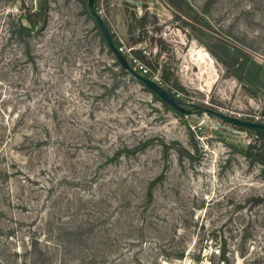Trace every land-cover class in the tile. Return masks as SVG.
Returning <instances> with one entry per match:
<instances>
[{
  "label": "rangeland",
  "instance_id": "rangeland-1",
  "mask_svg": "<svg viewBox=\"0 0 264 264\" xmlns=\"http://www.w3.org/2000/svg\"><path fill=\"white\" fill-rule=\"evenodd\" d=\"M47 1L22 28L39 0H0V264H264L255 135L165 108L83 3ZM139 1L96 0L129 61L185 102L259 112L264 0Z\"/></svg>",
  "mask_w": 264,
  "mask_h": 264
},
{
  "label": "water",
  "instance_id": "water-1",
  "mask_svg": "<svg viewBox=\"0 0 264 264\" xmlns=\"http://www.w3.org/2000/svg\"><path fill=\"white\" fill-rule=\"evenodd\" d=\"M130 1L132 4L136 5L138 8H141L142 3L139 0H125ZM86 11L91 19L96 24L100 35L103 39L104 44L107 49L111 52L114 59L118 63V65L133 79H135L138 83H140L143 87H145L148 91L154 93L159 99L167 103L172 109L178 112L181 115L189 116L196 115L197 117H201L202 115H206L210 118H214L218 121H221L223 124L218 122L216 124L217 127H222L225 130L232 131L239 135H244L246 132L244 130H239L238 128H243L247 130L253 131H261L264 132V123L258 121H252L248 119L238 118L224 112L214 110L210 107L188 103L176 95H174L171 91L165 88L160 83L156 82L152 78L143 75L142 73L135 70V68L130 64L126 55L122 52L120 47L115 42L112 37L104 19L100 15V13L96 9V0H86L85 3ZM262 113L264 114V106L262 107Z\"/></svg>",
  "mask_w": 264,
  "mask_h": 264
},
{
  "label": "trees",
  "instance_id": "trees-1",
  "mask_svg": "<svg viewBox=\"0 0 264 264\" xmlns=\"http://www.w3.org/2000/svg\"><path fill=\"white\" fill-rule=\"evenodd\" d=\"M79 1L81 3H83L84 5L86 3V0H79ZM125 4H128V3L125 2ZM132 6L134 7L135 5H132ZM48 10H49L48 1L47 0H39V8L38 9H36V10H31L28 8L24 9V18H25V21H26L28 26L27 27H25V25H20V26L22 28H33V27H36L38 25L45 24L47 21V17H48ZM138 21H139V24L141 26H143L144 15H142ZM108 29H109V27H108ZM110 33H111L112 37L114 38L115 42L117 43V45L119 47H121V43L118 40V38L111 31H110ZM99 34H100V32H99ZM101 39H102V37H101ZM102 41H103V39H102ZM140 57L142 60H144V62L150 64V62H148L143 55H140ZM130 64L133 65L131 62H130ZM117 66H118V63H117ZM120 70L123 74H127L121 67H120ZM131 80H134V79L131 77ZM161 83L163 85V81H161ZM150 93L153 95L154 98H156L159 102H161L165 108L171 110L172 112H174L175 114H177L179 116H182L181 114L176 112L174 109H172L167 103H165L164 101L159 99L154 93H152V92H150ZM221 124H223V123H221ZM236 128L239 130H244L251 135H255V139H252L246 146L241 147L239 150L245 159H247L250 162H256V163L260 164L262 166V168H264V132L247 130V129L238 128V127H236ZM221 129L223 131H225V129H223L222 127H221ZM187 154H188V156H190V153H187ZM263 197H264V195H263ZM220 256H222V257L224 256V251H222Z\"/></svg>",
  "mask_w": 264,
  "mask_h": 264
},
{
  "label": "built area",
  "instance_id": "built-area-1",
  "mask_svg": "<svg viewBox=\"0 0 264 264\" xmlns=\"http://www.w3.org/2000/svg\"><path fill=\"white\" fill-rule=\"evenodd\" d=\"M118 40L120 41V43H122L121 39H118ZM120 49L123 52V46L122 45H121ZM134 60L133 61H129V62H131L133 64L132 66L135 68V70H137L138 72L142 73L143 75H146V76H148V77H150V78H152L153 80L156 81V79L152 77L153 74H152L151 70H149L145 66V64L140 62L138 59L137 60L134 59ZM156 82H158V83H160L162 85L161 81H156ZM226 114H228V113H226ZM229 115H232V114H229ZM232 116H235V117H238V118H242V119H248V120L258 121V122H263L264 123V114L262 113V108L259 110V112L254 113V114L234 113ZM160 264H170V263L163 262V263H160ZM181 264H195V263H192V262L188 261V262H182Z\"/></svg>",
  "mask_w": 264,
  "mask_h": 264
},
{
  "label": "bare ground",
  "instance_id": "bare-ground-1",
  "mask_svg": "<svg viewBox=\"0 0 264 264\" xmlns=\"http://www.w3.org/2000/svg\"><path fill=\"white\" fill-rule=\"evenodd\" d=\"M194 50V49H193ZM194 55V54H193ZM199 57L200 58H206V57H208V55H206L205 53H202V54H199ZM210 59V58H209ZM205 61H207V59L205 60ZM209 71V70H208ZM182 262H185V261H182ZM182 262H180V263H174V264H181Z\"/></svg>",
  "mask_w": 264,
  "mask_h": 264
}]
</instances>
